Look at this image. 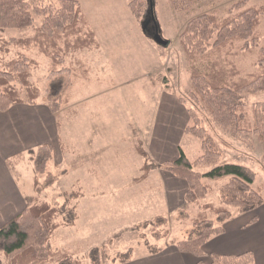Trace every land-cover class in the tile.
<instances>
[{
    "label": "rangeland",
    "instance_id": "obj_1",
    "mask_svg": "<svg viewBox=\"0 0 264 264\" xmlns=\"http://www.w3.org/2000/svg\"><path fill=\"white\" fill-rule=\"evenodd\" d=\"M79 1L100 47L69 50L63 55L62 66L70 71L65 74L67 85L60 108L52 112L58 122L59 143L48 167L57 180L47 186L42 175L33 188L35 162L25 157L19 160L28 162L22 173H31L24 181L26 188L35 191L31 204L61 205L69 193H82L71 201V205L79 204V219L74 226L63 225L55 231L52 249L71 253L80 264H120L127 257L159 251L188 238L196 232L194 221L201 213L216 220L203 205L224 206L223 186L228 177L209 181L206 197L190 203L185 200L188 187L174 182L164 172V159L152 154L154 146L167 140L173 149L181 147L195 161L203 153L202 142L186 133L187 127L198 124L213 137L220 150L219 163L254 170L253 188L264 192V145L255 134L246 139L231 135L213 121L202 102L190 96V63L181 39L187 23L197 16L213 13L226 18L240 8L260 6L264 0H183L182 9H176L171 0H154L155 20L145 30L143 24L150 14L146 4L144 9L140 7L139 13L143 11L138 19L129 7L132 0ZM240 1L244 2L237 7ZM53 3L59 5V1ZM34 18V26L25 30L0 29V66L22 57L34 60L29 80L40 90L36 104L46 107L51 58L34 45H4L13 37L35 36L44 18ZM155 28L168 45L153 39ZM259 32L262 44L264 21ZM257 50H242L230 59L243 74L252 73L257 68ZM171 99L177 100L178 109H172ZM245 103L252 123L255 108L264 111V91L245 94ZM230 209L239 214L238 209ZM57 222L63 223L64 217ZM210 260L206 258L208 263ZM48 264L60 263L55 258Z\"/></svg>",
    "mask_w": 264,
    "mask_h": 264
},
{
    "label": "trees",
    "instance_id": "obj_2",
    "mask_svg": "<svg viewBox=\"0 0 264 264\" xmlns=\"http://www.w3.org/2000/svg\"><path fill=\"white\" fill-rule=\"evenodd\" d=\"M58 1L59 5L56 6L53 2ZM182 1L171 0L176 9L184 8L180 3ZM243 2L240 1L236 6H241ZM145 4L148 12L150 10V17L155 20L154 0H132L129 7L139 19L143 11L139 13L140 7L144 9ZM34 15L44 18L37 34L30 38L13 37L4 45L15 44L27 48L34 45L51 58L52 79L48 88L47 106L51 112L57 113L67 85L65 74L70 71L68 67L62 66L63 55L69 50L98 48L100 44L79 0H33L32 3L28 0H0V29L31 28L35 23ZM262 21L264 3L240 8L237 13L226 18H218L213 13L202 14L187 23L181 39L190 63L193 88L190 96L196 102H202L213 121L231 135L246 139L255 134L264 145V111L255 108L252 123L245 112V94L264 91V42L261 44L259 32ZM255 49H258L256 71L243 74L230 57L242 50ZM31 63L35 64V61L22 57L9 61L4 67L0 66V112L16 104H36L40 90L29 80ZM185 132L200 138L202 155L191 161L179 147L177 158L163 164L165 171L188 184L185 200L196 203L204 199L210 190L209 181L226 177L229 181L223 186L224 206L203 205L204 210L208 209L216 215V220L204 213L199 214L194 221L196 232L181 239L176 244L178 250L197 257L199 260L196 264H253L254 256L249 252L239 255L212 253L211 262L206 263L204 246L211 237L225 231L224 223L234 214L230 208L238 209L239 213H249L264 203V192L253 188L257 173L242 164L219 163L220 150L217 143L198 124L187 127ZM53 151L54 147L50 143L31 151L30 156L35 162L34 187L38 186L42 175H45L47 186L57 180V176L48 170ZM200 167L207 170L200 171ZM81 196L82 193L78 191L69 193L68 199L61 205H52L47 201L34 202L5 223L0 228V253L5 256L6 263L48 264L57 258L60 264H80L71 253L54 251L51 240L60 226L76 224L79 204L71 205V201ZM60 216L64 217L63 223L57 222ZM125 259L122 263L130 257Z\"/></svg>",
    "mask_w": 264,
    "mask_h": 264
},
{
    "label": "crops",
    "instance_id": "obj_3",
    "mask_svg": "<svg viewBox=\"0 0 264 264\" xmlns=\"http://www.w3.org/2000/svg\"><path fill=\"white\" fill-rule=\"evenodd\" d=\"M176 99L175 102L170 100L174 104L172 109L178 106ZM47 108L48 106L43 104H16L7 111L0 112V228L22 213L35 195L34 182L33 188H26L24 183L31 174L30 170L22 173L28 162L19 158L25 157L28 160L31 158V151L46 143L53 145L55 151L59 143L58 122ZM171 146L167 140L154 146V158L161 157L163 162L177 158L179 146L177 149ZM164 172L171 175L174 182H182V188L188 187L184 180L165 170ZM166 179L168 182L169 176H166ZM224 230L222 234L211 237L205 244L206 263V258H210L212 253L239 255L249 252L254 256L253 264H264V203L252 212L234 214L224 223ZM131 258L120 264H196L199 260L192 254L180 252L174 244L157 253L148 252ZM0 264H7L3 253H0Z\"/></svg>",
    "mask_w": 264,
    "mask_h": 264
},
{
    "label": "water",
    "instance_id": "obj_4",
    "mask_svg": "<svg viewBox=\"0 0 264 264\" xmlns=\"http://www.w3.org/2000/svg\"><path fill=\"white\" fill-rule=\"evenodd\" d=\"M150 17V15H149ZM151 22V18H149V20L147 19L145 21V23L143 24V29L145 30L146 29V26ZM153 36V39L160 45H168V41L164 40L162 37H161V34H160V29L159 28H155V32L151 34Z\"/></svg>",
    "mask_w": 264,
    "mask_h": 264
},
{
    "label": "flooded vegetation",
    "instance_id": "obj_5",
    "mask_svg": "<svg viewBox=\"0 0 264 264\" xmlns=\"http://www.w3.org/2000/svg\"><path fill=\"white\" fill-rule=\"evenodd\" d=\"M149 18H151V17H149V16H148V18H147V19L149 20ZM151 20H152V18H151Z\"/></svg>",
    "mask_w": 264,
    "mask_h": 264
}]
</instances>
